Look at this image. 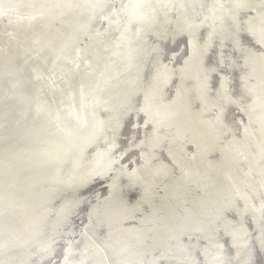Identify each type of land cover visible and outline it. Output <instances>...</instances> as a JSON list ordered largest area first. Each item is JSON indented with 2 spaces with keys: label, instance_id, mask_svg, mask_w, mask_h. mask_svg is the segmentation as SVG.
Segmentation results:
<instances>
[{
  "label": "bare ground",
  "instance_id": "1",
  "mask_svg": "<svg viewBox=\"0 0 264 264\" xmlns=\"http://www.w3.org/2000/svg\"><path fill=\"white\" fill-rule=\"evenodd\" d=\"M219 1L0 0V264H264V71L210 73Z\"/></svg>",
  "mask_w": 264,
  "mask_h": 264
},
{
  "label": "water",
  "instance_id": "2",
  "mask_svg": "<svg viewBox=\"0 0 264 264\" xmlns=\"http://www.w3.org/2000/svg\"><path fill=\"white\" fill-rule=\"evenodd\" d=\"M179 1L188 2V0H179ZM174 2L175 1L171 2L172 6H169L167 2H160L157 6V8L159 9L157 12L158 15L162 14L163 13L162 9H165V8H168L175 13L181 12L180 10H177V8L180 9L181 5L176 6ZM219 3H220L221 10L218 13V16L220 18L221 24L219 25V28L216 32L217 34L215 36H218L221 39V36H220L221 33L223 32L225 34L224 35L225 37L223 38V41H222L224 46L218 51H213V49H210V56L211 54L214 56H212L211 58H208L209 59L208 63L209 62L213 63V65L216 66L214 67L215 71L210 72V73H218L222 69L223 70L225 69L226 71V69L228 68H225L224 66H222L223 64L225 65L232 61L234 62L235 60L243 58V56L246 57L247 55L250 57L241 63L240 68H244V66L249 68L252 64H254L253 66H255L256 69H259V71L260 70L264 71V0H221L219 1ZM206 10H208V6L206 4H203L200 7V14L202 12H206ZM143 19L146 22L149 21L147 16H144ZM199 30L200 28L195 31V35H197ZM147 33L148 32H144V35H147ZM142 36H143V33L138 36H135L134 40L140 43ZM215 38L216 37H214V39ZM213 40L211 42H214ZM209 48L210 47H208V50ZM231 54L233 55L232 57H231ZM115 55L118 61L117 63H119L120 62L119 57L121 56L120 51L118 52L116 50ZM165 60H168V59H165ZM171 60L175 61V58L174 59L172 58ZM178 63H179V59L176 60V64ZM210 73H208V76H210ZM229 78L230 77H228L227 81L229 80ZM251 79L252 77L249 80H246L245 82L240 83L242 90L243 89L245 90V87H246L245 83H247V81H251ZM210 88L212 89V91L216 89L215 74L211 78ZM82 94H84V92H82ZM211 97L217 98L218 96L216 95V96H211ZM223 102L224 100L222 99H216L214 101V103L220 106H224ZM233 109H234V106H230L229 111L228 110L224 111L223 113L224 119H227V114L231 113ZM26 111L27 112L26 114L24 113L23 119H25L27 115L29 116L30 108H27ZM206 114L207 112L204 115ZM127 130L128 129H126V131ZM176 140L179 141V138H176ZM198 179H201V177H199ZM186 190H189V189L187 188ZM190 190L194 192V189H190ZM127 195L129 196L130 200L134 199V196L131 193ZM237 206H242V205L238 203ZM82 209L84 210V207ZM11 214H8V215H11ZM5 216L6 215H4V217ZM4 217H1L0 219H3ZM39 220L42 221L41 218H39ZM218 220L220 222V219ZM229 220L230 222H232V224L233 223L234 224L244 223L245 225L249 224L248 216L244 215V218H243L234 210H232V212H229V213L226 212L225 216L222 218V221H224V223H227L228 225H229ZM77 224H79L78 221H73V225H77ZM58 252L60 251L58 250ZM248 264H261V260H259V262H252Z\"/></svg>",
  "mask_w": 264,
  "mask_h": 264
},
{
  "label": "rangeland",
  "instance_id": "3",
  "mask_svg": "<svg viewBox=\"0 0 264 264\" xmlns=\"http://www.w3.org/2000/svg\"><path fill=\"white\" fill-rule=\"evenodd\" d=\"M112 11H113V10H112ZM112 13H113V12H109L108 14L111 15ZM98 30H100V29H98ZM98 30H97V31H98ZM189 153H190V152H189ZM144 215L146 216V214H144ZM138 218H141V215H140V214L137 216V219H138ZM136 221H137V220H136ZM134 224H135V223H131V225H134Z\"/></svg>",
  "mask_w": 264,
  "mask_h": 264
}]
</instances>
